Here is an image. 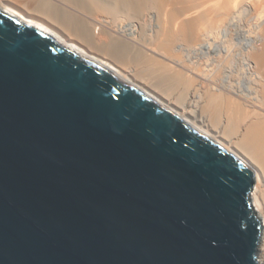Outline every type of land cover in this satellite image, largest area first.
Listing matches in <instances>:
<instances>
[{
  "label": "water",
  "instance_id": "95a60500",
  "mask_svg": "<svg viewBox=\"0 0 264 264\" xmlns=\"http://www.w3.org/2000/svg\"><path fill=\"white\" fill-rule=\"evenodd\" d=\"M248 162L0 4V264H263Z\"/></svg>",
  "mask_w": 264,
  "mask_h": 264
},
{
  "label": "bare ground",
  "instance_id": "6f19581e",
  "mask_svg": "<svg viewBox=\"0 0 264 264\" xmlns=\"http://www.w3.org/2000/svg\"><path fill=\"white\" fill-rule=\"evenodd\" d=\"M22 1L0 4L76 41L248 162L264 264V0ZM212 53L219 83L187 64Z\"/></svg>",
  "mask_w": 264,
  "mask_h": 264
},
{
  "label": "rangeland",
  "instance_id": "374dc122",
  "mask_svg": "<svg viewBox=\"0 0 264 264\" xmlns=\"http://www.w3.org/2000/svg\"><path fill=\"white\" fill-rule=\"evenodd\" d=\"M11 1H13V2H15V3H17V4H19V3H23V1L22 0H11ZM22 1V2H21ZM25 2V1H24ZM27 2H30V0H26V2L25 3H27ZM31 3V2H30ZM247 22V19H244V21H243V24L244 25H249V24H251L250 23V21L249 22H247V24H245V23ZM216 54V53H215ZM197 57V58H196ZM204 57V58H203ZM189 58H190V56H189ZM188 58V59H189ZM201 58V59H200ZM207 58V59H206ZM211 58V59H210ZM221 59V55H215L214 56V54L212 53V54H210V55H208V57H207V55H205L204 56V54L203 55H198V56H195L194 57V55H193V58H190L189 59V61H188V65L192 68H194L195 69V71L197 70V71H199V72H203V74L205 75L207 72H209V73H207L208 75H210V71L213 69V68H215V66H213V65H216L217 63H219V60ZM192 63H191V62ZM196 64V65H195ZM201 67V68H200ZM200 69V70H199ZM210 70V71H209ZM196 71V72H197ZM212 73V72H211ZM206 74V75H207ZM216 75H217V77H216ZM211 77H210V82L212 81V82H217V83H219V76H218V74H214L213 73V75H210ZM234 79L235 78H233V81H234ZM209 82H207V81H202L201 82V87H202V90L203 91H206L207 90V87H208V84ZM204 94H206V92H204Z\"/></svg>",
  "mask_w": 264,
  "mask_h": 264
}]
</instances>
